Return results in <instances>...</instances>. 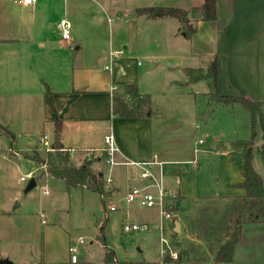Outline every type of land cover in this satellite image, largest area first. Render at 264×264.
Segmentation results:
<instances>
[{
  "label": "crops",
  "instance_id": "crops-1",
  "mask_svg": "<svg viewBox=\"0 0 264 264\" xmlns=\"http://www.w3.org/2000/svg\"><path fill=\"white\" fill-rule=\"evenodd\" d=\"M203 3L204 0H36L34 6L21 7L12 0H0V137H10L18 151L20 139L38 137L40 142L45 131L54 143L58 120L61 124L58 143L74 152L69 162L75 157L81 160L84 152L102 151L105 136L111 134L121 155L128 160L161 163L165 188L180 198L174 202L173 222L165 224L178 239L180 260L176 263L180 264L186 260L189 264H203L206 260L215 264L214 253L225 239L217 245L208 244L207 240L192 235L188 225L193 220L194 204L209 200L237 202L245 195L243 189L233 187L243 181L242 149L234 144L251 138V115L241 105L216 104L204 89L197 94L180 92L179 89L202 82H191L184 70L206 71L215 61L218 94L261 102L264 115V0H217L216 20L201 21L195 15L190 16L194 32L189 37L174 18L149 19L135 14L142 8L190 11ZM62 18L71 23L68 41L62 39L57 26ZM120 49L123 55L110 60L109 52ZM153 70L164 77L158 81L144 79ZM126 86L135 87L137 96L125 93ZM123 91L129 106L147 100V106L139 108L140 116L113 115V95ZM157 91L162 97L169 94L174 99L188 94L194 97V102L187 113H177L170 106V99L162 102L153 99L156 95L153 92ZM197 100L204 102L201 111ZM220 110L230 123L231 132L205 136L202 144L196 138L189 144L191 129L198 128L199 119L202 117L204 121L206 114L204 123L211 119L215 124ZM241 114L248 139L237 135V116ZM172 120L183 123V131L184 125H188V134H178V124L171 123ZM156 122L161 125H155ZM261 137L258 129L253 167L264 183V162L258 153ZM34 148L38 149L37 144L31 150ZM91 167L105 178L106 163L102 170ZM111 175V187L116 191L123 187L127 192L130 184H143L137 167L117 166ZM21 177L20 174L18 183L26 181H21ZM6 183L7 178L1 174L0 260L12 264H49L53 257L48 253L40 256V260L33 256L34 217L29 214L28 198L32 188L26 187L24 195L17 190L7 197ZM110 193L108 190L106 194ZM147 210L151 213L152 209ZM43 218L41 214L39 225L44 223ZM52 221L47 232L57 229L62 233L68 252L69 233L55 219ZM149 223L157 233L158 220ZM258 232L264 234V222L244 223L233 261L222 264H251L256 246L254 234ZM46 235L42 228L43 242ZM242 253L244 258L238 260ZM68 263L77 264L70 262L69 252Z\"/></svg>",
  "mask_w": 264,
  "mask_h": 264
},
{
  "label": "rangeland",
  "instance_id": "rangeland-1",
  "mask_svg": "<svg viewBox=\"0 0 264 264\" xmlns=\"http://www.w3.org/2000/svg\"><path fill=\"white\" fill-rule=\"evenodd\" d=\"M148 66L149 64H147L146 67L148 68ZM162 77L164 76L161 75L158 70H153L149 75L144 77V79L151 78L153 81H158L159 78ZM201 89L208 91L209 94L208 92L207 94L210 96V91H212V89H210L209 78L206 77L203 79L200 85L179 90L180 92L185 91L197 94ZM153 93L156 94L153 96L156 102L168 101L170 99V106L172 105V108H174L177 113L181 114L187 113L191 108V103L194 102V97L188 94L184 97L178 96L175 99L172 97L175 100L174 102V100L169 97V94L162 97L159 95L158 91ZM196 103L201 111L204 102L202 100H197ZM222 114L221 110L217 112L219 120L217 119L215 124L211 119L206 124L201 117L199 119L200 121L197 123L198 128L191 129L188 143L192 145V142L196 138L204 141L206 140L205 136H219V133L223 132L229 134L231 132L230 123L226 122L227 120L223 118ZM237 117H239L236 128L237 135L239 137H247L248 139L249 136L245 135V118L243 114ZM230 118H232V116H230ZM176 121L178 122V120ZM159 123L156 122L155 125H161V123ZM171 123L175 122L172 120ZM177 124L179 127L178 134L185 132L188 134L190 130L188 125H184L183 131V123ZM44 133L48 136L50 142L51 138L48 132L45 131ZM38 140V137L20 139L17 145L20 149L18 151L15 150L16 145L11 144L10 137H0V160L2 161L0 162V166L2 167L0 170L2 171L1 174L7 178L5 196L8 197L9 193H13L17 190L21 191V195H24V190L29 186L31 180L28 179L24 183H18L17 179L19 175L25 176L31 171L36 172V186L32 188L28 196V198L31 199L29 214H32L34 217L31 227H33L32 251L35 259L40 260V256L44 257L45 254L48 253L53 257V261H49V264H70L68 263V252L65 248L66 241L62 238L64 235L57 229H48L52 232H47V227L53 225L52 220L55 219L69 233V241L71 244H76L79 238H82L84 241L82 245L78 246L77 264H106V250H111L118 261H148L159 262L161 264H180L176 262H163L158 243V234L153 230V227L146 232L129 234L122 230L124 224L147 225L149 222H156L159 220L158 208H151V213H149V210L141 207L137 203L129 204L125 200L127 193L125 188L120 187V189L116 191L111 187L112 184H107L106 182L104 183V188L106 193L108 190L111 192L110 196L105 194L101 197L96 193L80 188H71L68 190L62 180L49 177L48 174L44 172L42 166L39 164L36 165V162L33 161L32 158L35 154H38L43 160H47L48 158L44 153L42 144ZM36 144L38 149L34 148L31 150V147ZM14 151L19 155H15ZM102 154L103 151L84 152L81 160L75 157V159L69 162V165L78 166L76 165L78 164L77 161L82 164L84 160H88L97 170H102L103 163H105V158H103ZM104 177L103 180L105 181L107 173H105ZM44 186H46L49 191L47 196L42 193ZM194 205L195 212L193 209V218H191L193 220L188 225L190 232L200 239L207 240L208 244L212 243V245H217L221 243L225 239L229 228L238 223L240 216H242V219L245 218L244 214L240 215L239 208H237L235 202L209 200L198 202ZM111 207H113L114 210H111ZM155 212L156 218H153ZM41 214L44 215V223L39 225L38 222L42 219H40ZM42 228L47 233L46 242L45 239L44 242L42 240ZM254 235H256V246H254L255 252H252L251 264H264V234L258 232ZM164 237L165 239L168 238L167 236ZM172 241L173 245L180 251L177 243L178 239L173 237ZM243 258V253L242 257H237L238 260H242ZM188 262L187 260L183 261V264H189ZM203 264L212 263L206 260ZM238 264L246 263L239 262Z\"/></svg>",
  "mask_w": 264,
  "mask_h": 264
},
{
  "label": "trees",
  "instance_id": "trees-1",
  "mask_svg": "<svg viewBox=\"0 0 264 264\" xmlns=\"http://www.w3.org/2000/svg\"><path fill=\"white\" fill-rule=\"evenodd\" d=\"M136 15L145 16L149 19H158L164 17H170L176 19L182 26V31L186 37H189L194 29L189 24L190 16L195 15L196 19L201 21H214L217 18V0H204V3L199 8H193L190 11H183L179 9L172 8H142L135 11ZM186 75L189 77L191 82H197L205 79L206 77L211 80L212 91H210V100L216 104L221 105H232L239 104L245 110L250 112L251 115V138L248 141H237L234 146L236 148L242 149L243 157V181L233 187L241 188L245 191L243 197L238 198L235 202L237 208H239V213L244 214L245 218L242 219L240 216L238 223L235 226L229 228L225 241L214 253L213 262L215 264L231 263L233 261L234 252L237 244L239 243L242 235V225L244 223H260L264 221V183L261 176L255 171L253 167V152H254V139L257 130L260 129L262 133V143L258 148V153L264 162V115L262 113L261 102H254L249 99L233 96L226 97L220 96L217 92V73H216V62L213 61L210 67L204 72L201 69H186L184 70ZM125 93L129 96H137L136 88L133 86L124 87ZM120 93V92H119ZM113 95V105L112 113L114 116L118 117H138L139 108L142 105L147 106V100L137 101L132 103L130 106L127 104L124 95V91L121 94ZM61 124L58 120L55 122V142L53 146L55 148H60L58 143ZM11 135V134H10ZM102 155L105 154L103 153ZM47 160H43L35 154L33 156V161L36 165L40 166L46 165V173L53 178L61 179L64 181L66 188H85L91 192L97 193L100 196L106 194L104 188L103 176L100 173H95L92 170L91 162L84 160L83 163L78 166L69 165V156L67 154H61L57 152L56 157H52L49 154ZM177 197L175 200H177ZM180 199V198H179ZM178 199V200H179ZM176 204V203H175ZM173 210V207H172ZM241 219V220H240ZM180 255L176 260H171L168 255L163 258L164 263L179 262ZM105 263H115V264H161L159 262H126L118 261L114 253L111 250H106L105 252Z\"/></svg>",
  "mask_w": 264,
  "mask_h": 264
},
{
  "label": "built area",
  "instance_id": "built-area-1",
  "mask_svg": "<svg viewBox=\"0 0 264 264\" xmlns=\"http://www.w3.org/2000/svg\"><path fill=\"white\" fill-rule=\"evenodd\" d=\"M12 2L21 7H30L34 6L36 0H12ZM58 29L63 40L68 41L71 37V23L66 19L62 18L58 22ZM123 55V50H111L109 52L110 60L117 59ZM105 69H108L105 67ZM40 143L44 148V153L49 154L52 157H56L57 152L61 154H67L69 157L73 155V150L60 147L55 148L53 143L49 142L48 136L43 134L40 138ZM203 140H199L198 144H202ZM105 154V163L107 166V178L104 182L107 184H112V175L111 171L114 167L117 166H126V167H137L139 168V179L143 182L142 185L139 184H130L127 193H126V202L127 203H137L141 207L146 209L158 208L159 210V220L156 226V231L158 234V243L160 247V254L162 258L165 255H168L172 260L178 258L179 250L173 245L172 238L175 237L174 231L166 229V223H172L174 220V213L172 207L175 202V195L169 192L163 182V172L161 169V163L153 160L147 163H138L132 162L127 158L123 157L114 141V138L111 134L105 136L104 138V148L102 149ZM92 152V151H87ZM198 152L197 149L194 151ZM46 165H42L44 172ZM28 179L36 180V172L31 171L25 176L20 178L21 181ZM43 194L48 195V190L46 186L43 187ZM114 210L113 207L110 208ZM150 227L146 224L137 225V224H124L122 227L123 232L135 233V232H146ZM164 236L168 238L165 239ZM84 243L82 238L77 240L76 244H71L68 248L70 255V262H77V252L78 246Z\"/></svg>",
  "mask_w": 264,
  "mask_h": 264
},
{
  "label": "water",
  "instance_id": "water-1",
  "mask_svg": "<svg viewBox=\"0 0 264 264\" xmlns=\"http://www.w3.org/2000/svg\"><path fill=\"white\" fill-rule=\"evenodd\" d=\"M205 117H206V114H204L203 116L204 121H205ZM35 185H36L35 180L31 179L29 187L33 188ZM0 264H12V263L9 260L4 259V260H0Z\"/></svg>",
  "mask_w": 264,
  "mask_h": 264
}]
</instances>
